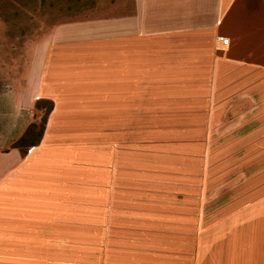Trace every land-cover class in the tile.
<instances>
[{"label": "crops", "instance_id": "obj_1", "mask_svg": "<svg viewBox=\"0 0 264 264\" xmlns=\"http://www.w3.org/2000/svg\"><path fill=\"white\" fill-rule=\"evenodd\" d=\"M24 58L0 79V264H264V0H99Z\"/></svg>", "mask_w": 264, "mask_h": 264}, {"label": "rangeland", "instance_id": "obj_2", "mask_svg": "<svg viewBox=\"0 0 264 264\" xmlns=\"http://www.w3.org/2000/svg\"><path fill=\"white\" fill-rule=\"evenodd\" d=\"M99 0H0V79L24 73L26 47ZM3 76V77H2ZM16 84L19 85L18 79ZM1 85V82H0ZM1 89V86H0ZM32 123L39 124L43 109ZM31 123V124H32Z\"/></svg>", "mask_w": 264, "mask_h": 264}, {"label": "trees", "instance_id": "obj_3", "mask_svg": "<svg viewBox=\"0 0 264 264\" xmlns=\"http://www.w3.org/2000/svg\"><path fill=\"white\" fill-rule=\"evenodd\" d=\"M36 109H43V114L40 118V123L30 124L23 135L14 143V147L19 149L21 154H25L27 149L38 145L41 140L46 119L53 108V104L48 100H37L35 102Z\"/></svg>", "mask_w": 264, "mask_h": 264}, {"label": "built area", "instance_id": "obj_4", "mask_svg": "<svg viewBox=\"0 0 264 264\" xmlns=\"http://www.w3.org/2000/svg\"><path fill=\"white\" fill-rule=\"evenodd\" d=\"M222 42V45H228V39L219 38Z\"/></svg>", "mask_w": 264, "mask_h": 264}]
</instances>
